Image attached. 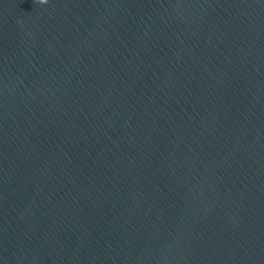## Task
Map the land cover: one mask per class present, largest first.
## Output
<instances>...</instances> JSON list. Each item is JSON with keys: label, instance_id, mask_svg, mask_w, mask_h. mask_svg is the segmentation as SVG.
Segmentation results:
<instances>
[{"label": "water", "instance_id": "1", "mask_svg": "<svg viewBox=\"0 0 264 264\" xmlns=\"http://www.w3.org/2000/svg\"><path fill=\"white\" fill-rule=\"evenodd\" d=\"M0 264H264V0H0Z\"/></svg>", "mask_w": 264, "mask_h": 264}, {"label": "clouds", "instance_id": "2", "mask_svg": "<svg viewBox=\"0 0 264 264\" xmlns=\"http://www.w3.org/2000/svg\"><path fill=\"white\" fill-rule=\"evenodd\" d=\"M39 3L41 4L47 3V0H39Z\"/></svg>", "mask_w": 264, "mask_h": 264}]
</instances>
